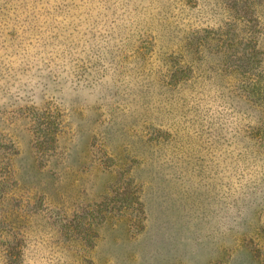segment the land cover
<instances>
[{"label":"rangeland","instance_id":"obj_1","mask_svg":"<svg viewBox=\"0 0 264 264\" xmlns=\"http://www.w3.org/2000/svg\"><path fill=\"white\" fill-rule=\"evenodd\" d=\"M0 264H264V0H0Z\"/></svg>","mask_w":264,"mask_h":264}]
</instances>
